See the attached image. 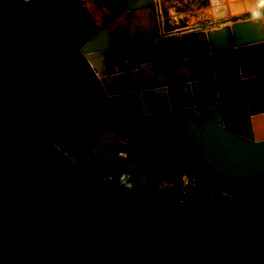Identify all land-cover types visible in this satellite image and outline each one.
<instances>
[{
	"label": "water",
	"instance_id": "95a60500",
	"mask_svg": "<svg viewBox=\"0 0 264 264\" xmlns=\"http://www.w3.org/2000/svg\"><path fill=\"white\" fill-rule=\"evenodd\" d=\"M125 3L54 70L21 22L0 32V264H264L263 213L113 190L45 135L53 101L98 84L114 113L193 139L182 160L194 182L264 191V0H229L254 11L171 33L155 0Z\"/></svg>",
	"mask_w": 264,
	"mask_h": 264
},
{
	"label": "flooded vegetation",
	"instance_id": "af4514ba",
	"mask_svg": "<svg viewBox=\"0 0 264 264\" xmlns=\"http://www.w3.org/2000/svg\"><path fill=\"white\" fill-rule=\"evenodd\" d=\"M125 5L124 0L123 8L116 11L124 10ZM64 59L58 57L55 61H48L39 57L44 71L56 69ZM97 85L65 92L61 95V99L57 98L53 101L43 114V131L57 151L109 188L116 191L125 189L110 177H102L97 165L81 159L82 154L92 153V148L88 147H93L92 134L98 129H114L124 138L132 139L139 144L152 143L165 153L180 159L188 152V148L192 147L191 140L193 139H185L182 131L170 125H164L162 128L157 124H150L148 120L132 122L114 113L102 90L94 88ZM193 184L194 189L188 195L189 200L175 203L201 206L217 196H222L249 210L263 213L264 191L262 189L253 191L254 188H247L244 185L234 186L218 178H207L198 183L193 181ZM170 203L174 202H168Z\"/></svg>",
	"mask_w": 264,
	"mask_h": 264
},
{
	"label": "rangeland",
	"instance_id": "374dc122",
	"mask_svg": "<svg viewBox=\"0 0 264 264\" xmlns=\"http://www.w3.org/2000/svg\"><path fill=\"white\" fill-rule=\"evenodd\" d=\"M77 8L68 13L62 10L61 2L53 8L56 13L50 18L46 29L45 39L51 40L60 30L69 25L79 28H98L103 22L104 11L119 10L124 6V0H79ZM159 15V26L164 33L206 30L221 26L224 16L214 15L211 10L210 0H155ZM1 12V11H0ZM58 14V15H57ZM1 15V14H0ZM56 15V16H55ZM229 20L227 23H230ZM93 147L91 154H82L84 161L97 165L102 177H110L125 187L129 194L144 198L148 201L179 202L189 200L194 189L191 186L169 184L165 176V166L173 168L178 163L179 167L189 171L186 163L173 157L152 143L139 144L132 139L122 137L114 129L101 128L92 134ZM132 146L136 153H143L155 161L156 166H135L122 154L117 146ZM126 152V151H124ZM182 172V171H181ZM180 172V173H181ZM179 173V174H180ZM264 214V209H263Z\"/></svg>",
	"mask_w": 264,
	"mask_h": 264
},
{
	"label": "trees",
	"instance_id": "16d2710c",
	"mask_svg": "<svg viewBox=\"0 0 264 264\" xmlns=\"http://www.w3.org/2000/svg\"><path fill=\"white\" fill-rule=\"evenodd\" d=\"M61 2V8L58 12L62 13L65 8L68 13L73 12L77 8L79 0H0V32L4 30H12L19 22L22 27L27 30L32 37L35 50L41 59L55 61L58 57L64 59L72 53L81 42L91 36L105 22L106 17L111 12L104 11L99 16L104 14L103 22L98 28H79L72 24L63 30L51 40L45 39L46 29L50 24V18L54 17L56 11L53 8L57 3ZM57 14V15H58ZM56 16V15H55ZM56 41V43H54ZM99 90V85L94 87ZM118 150H124L127 154V160L135 166H156L155 161L150 156L143 153H136L132 146H117ZM176 163L173 168L165 166V176L167 180H176L179 173L183 171ZM161 205L168 202L158 203Z\"/></svg>",
	"mask_w": 264,
	"mask_h": 264
},
{
	"label": "built area",
	"instance_id": "2783aa9c",
	"mask_svg": "<svg viewBox=\"0 0 264 264\" xmlns=\"http://www.w3.org/2000/svg\"><path fill=\"white\" fill-rule=\"evenodd\" d=\"M119 154H122L126 157V152L120 151ZM169 184L182 185V186H191L193 184V178L190 172L184 168V170L178 175L176 180H166Z\"/></svg>",
	"mask_w": 264,
	"mask_h": 264
},
{
	"label": "bare ground",
	"instance_id": "6f19581e",
	"mask_svg": "<svg viewBox=\"0 0 264 264\" xmlns=\"http://www.w3.org/2000/svg\"><path fill=\"white\" fill-rule=\"evenodd\" d=\"M212 1L213 2H211V0H210V2L212 4V9H211L212 11L214 10V12H217L218 6L221 7V5H225V7L227 9V12H228L227 15H224V17L222 18L224 20L223 24H226L232 15L239 16V15H241L242 12L252 13V11H254V10H245V11L242 10L240 13H232L231 11H229V0H212ZM241 1H244V0H241ZM214 12H213V14H214Z\"/></svg>",
	"mask_w": 264,
	"mask_h": 264
},
{
	"label": "crops",
	"instance_id": "0c3cea01",
	"mask_svg": "<svg viewBox=\"0 0 264 264\" xmlns=\"http://www.w3.org/2000/svg\"><path fill=\"white\" fill-rule=\"evenodd\" d=\"M212 8V7H211Z\"/></svg>",
	"mask_w": 264,
	"mask_h": 264
}]
</instances>
